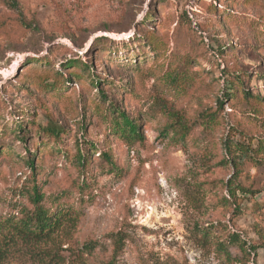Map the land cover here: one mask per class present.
Here are the masks:
<instances>
[{"label": "rangeland", "instance_id": "1", "mask_svg": "<svg viewBox=\"0 0 264 264\" xmlns=\"http://www.w3.org/2000/svg\"><path fill=\"white\" fill-rule=\"evenodd\" d=\"M18 1L34 28L13 44L0 36V141L7 145L0 156V220L30 206L21 191L31 181L23 158L39 145L44 191L54 204L72 205L80 219L54 243L29 246L0 234V264H102L117 232L125 238L117 264H244L248 255L238 245H228V257L215 244L232 232L258 245L247 264H264V150L242 162L238 177L225 160L226 140L250 142L241 132L230 134L233 126L264 137L252 112L264 106L240 99L217 108L223 69L244 72L245 87L264 97V0ZM16 12L0 0V25L18 34ZM148 29L169 39L159 60L134 36ZM100 36L119 44L93 45ZM122 40L131 42L122 48ZM44 56L64 74L69 59L94 60L107 96L141 118L144 138L130 143L111 129L89 78H75L61 94L18 89L37 65L31 61ZM138 62L141 70L132 71ZM18 121L28 123L26 140L8 131ZM49 126L60 127V137L49 135ZM77 149L91 152L83 173ZM229 179L258 191H237L240 212L225 187ZM90 242L91 252L84 246ZM54 251L58 261H50Z\"/></svg>", "mask_w": 264, "mask_h": 264}, {"label": "trees", "instance_id": "2", "mask_svg": "<svg viewBox=\"0 0 264 264\" xmlns=\"http://www.w3.org/2000/svg\"><path fill=\"white\" fill-rule=\"evenodd\" d=\"M7 7L12 10L17 11L16 16V27L18 34L9 32L5 23L0 25V36H4L10 44H13L17 41V37L23 36L27 31L34 28V21L28 19L24 13L21 12L20 3L18 0H4ZM210 10L213 14L218 13V8L213 5V2L209 4ZM20 10V11H19ZM150 19L145 18L143 23L149 22ZM135 33V37H139L141 46H147L150 52L158 56L156 59L159 60L162 56L166 54L170 46L169 39L165 38L163 35H157L152 29H148L145 33ZM135 40V39H133ZM131 41L127 42L122 40L120 47L124 48L128 46ZM119 44L117 40L108 38V36H100L95 38L92 42L93 45L103 46L105 44ZM114 53L117 54V47L113 48ZM172 54L169 53V55ZM36 62V66H32L27 69L29 70L26 76H24L23 81L17 82L15 85L18 89L20 88H34L39 92L51 95L52 93L61 94V88L64 85L65 90L68 89L71 82L74 79L82 80L89 78L92 86L96 88L98 94L100 95L101 103L105 104V110L103 117L106 121L109 122L111 129L119 134L122 138L130 143L140 141L144 138V132L142 127V121L139 117H133L128 113L126 109L121 108L120 104L115 100H111L107 96L103 88V79L99 76H96V71L94 70L95 61H83L80 57L75 59H69L63 62V66L68 70L66 74L63 71L55 68V65L52 64L50 57L44 56L38 59L31 61L30 64ZM136 62V60H135ZM140 62L136 63L135 68L137 72L141 70L139 67ZM171 75V74H170ZM223 75L225 77V86L223 88L222 95L217 98V108L224 107L225 101L236 102L240 99H244L248 104L254 103V100H257L264 106V97L260 95H254L248 88L245 87V73H232L227 69H223ZM173 76V75H172ZM174 78V77H173ZM217 110V109H216ZM210 111L211 114L207 117V125L213 124L216 120V112ZM252 112L256 118L259 119L260 126H264V109L259 106H254ZM28 123L18 121L11 128L9 132L15 135L17 140H26L29 127ZM173 126V124H172ZM49 135L55 136L57 139L60 137L62 130L60 127L49 126L46 129ZM236 130L241 132L247 139L249 143L236 142L232 140L225 141V148L228 155V159L225 160L231 163L233 168V175L240 176L242 172V162L245 159L256 160V155L259 152L264 150V137L262 134H250L245 128H241L240 125L233 126L229 132L232 134ZM254 141L257 143V147H254ZM55 140L52 141L54 143ZM4 144V145H3ZM5 143L0 141V156L3 153V148ZM60 150V148H58ZM54 151V150H53ZM45 148L41 151L40 145L34 152H29L26 157L23 158L25 164L30 169L31 181L26 183L23 191L30 203V206L22 207L18 215H9L5 219L0 220V234L4 236H9L8 240H13L16 242H22L29 246H36L46 243H54L58 235L64 231L67 227L75 226L79 221L78 212L72 207V205H67L64 202L54 204V198L49 200L47 193L43 189L42 180H38V160L40 158V153H44ZM91 152L88 149L78 150L75 153V160L77 166L81 169L82 173L87 168L91 162ZM1 158V157H0ZM227 161V162H228ZM28 179V178H27ZM84 180V179H83ZM82 186H84L82 184ZM229 195L236 202L235 210L241 211V204L238 202L237 191L241 189L244 193H251L256 195L258 191L245 188L241 185H237L233 180H228L225 183ZM227 200V198H226ZM7 240V241H8ZM113 250L110 258L102 264H117L118 256L123 251L125 245L124 235L121 233H115L113 237ZM215 244L223 250L228 257L230 253L228 251L229 244H236L239 246L240 250L248 255L247 260L243 263L247 264L248 260L251 259V252L257 253L258 245H247V242L241 238L239 233L232 232L228 234L226 241L216 240ZM86 251H93L95 248V243L90 242L85 245ZM52 254L50 261H58L59 253L56 251L51 252ZM3 256L0 251V257Z\"/></svg>", "mask_w": 264, "mask_h": 264}]
</instances>
